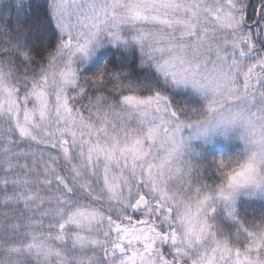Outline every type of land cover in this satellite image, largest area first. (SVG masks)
<instances>
[{
    "label": "snow or ice",
    "instance_id": "1",
    "mask_svg": "<svg viewBox=\"0 0 264 264\" xmlns=\"http://www.w3.org/2000/svg\"><path fill=\"white\" fill-rule=\"evenodd\" d=\"M0 264H264V0H0Z\"/></svg>",
    "mask_w": 264,
    "mask_h": 264
}]
</instances>
